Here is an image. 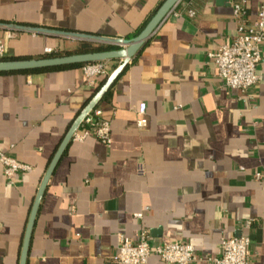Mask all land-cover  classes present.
I'll use <instances>...</instances> for the list:
<instances>
[{
  "label": "crops",
  "instance_id": "crops-1",
  "mask_svg": "<svg viewBox=\"0 0 264 264\" xmlns=\"http://www.w3.org/2000/svg\"><path fill=\"white\" fill-rule=\"evenodd\" d=\"M162 1L0 0V20L130 38ZM242 1L180 0L170 12L96 108L111 143L73 139L58 164L28 264H114L119 235L137 241L144 228L152 246L183 240L213 257L223 238L249 236L251 264H264V47L246 93L224 85L210 56L233 42ZM245 1L253 21L264 0ZM0 41L9 56L31 57L81 43L2 29ZM120 63L108 61L110 74ZM104 79L89 84L83 67L0 75V152L33 167L9 180L0 165V264H20L48 164ZM148 264L167 263L153 254Z\"/></svg>",
  "mask_w": 264,
  "mask_h": 264
},
{
  "label": "built area",
  "instance_id": "built-area-1",
  "mask_svg": "<svg viewBox=\"0 0 264 264\" xmlns=\"http://www.w3.org/2000/svg\"><path fill=\"white\" fill-rule=\"evenodd\" d=\"M234 17L238 20L237 35L229 45H222L210 54L214 59L218 77L224 85L230 89H239L246 93L260 82L257 72L259 64L263 61L262 47H264V2L260 5L255 20H249L247 16L246 1L234 4ZM195 15L193 10L189 11ZM15 32L9 31L10 37ZM52 52L51 49L46 50ZM9 55L7 43L0 41V58ZM84 73L89 84H94L96 79L110 76L108 61L94 62L85 65ZM147 105L142 103L139 107L141 118L139 127L147 125L145 117ZM100 112L93 110L83 125L87 128L83 133L77 132L76 140H83L94 134L103 143H111V123L108 120L99 119ZM0 165L3 168V176L12 180L16 175L31 172L33 167L23 163L13 156L0 152ZM260 176V175H258ZM140 217L141 214H137ZM252 221L245 225L249 228ZM150 234L147 229H142L139 239L124 234L119 235L118 252L113 258L114 264H148L150 257L157 254L167 264H197L206 261L213 264H251L249 236L223 238L221 241L222 252L219 256H200L193 244L183 240L169 241L152 246Z\"/></svg>",
  "mask_w": 264,
  "mask_h": 264
},
{
  "label": "water",
  "instance_id": "water-1",
  "mask_svg": "<svg viewBox=\"0 0 264 264\" xmlns=\"http://www.w3.org/2000/svg\"><path fill=\"white\" fill-rule=\"evenodd\" d=\"M179 2L180 0H163L155 14L148 21L142 31L132 38L111 37L66 29H57L47 26L0 20V29L5 31L61 37L79 42H90L107 48L99 51L63 54L58 56H50L52 52H46L42 56L30 57L27 59H5V57H3L0 58V73L33 71L74 64L121 60L120 65L110 74L109 77L103 80L102 84L96 89L94 96L80 112L74 122L70 125L48 164L46 173L31 207L22 243L20 264H28L33 232L46 189L58 164L66 153L70 143L73 141L75 134L82 127L88 115L98 107L105 95L116 83L120 75L126 70L130 62L140 53L155 31L160 27V25L164 22V20Z\"/></svg>",
  "mask_w": 264,
  "mask_h": 264
},
{
  "label": "trees",
  "instance_id": "trees-1",
  "mask_svg": "<svg viewBox=\"0 0 264 264\" xmlns=\"http://www.w3.org/2000/svg\"><path fill=\"white\" fill-rule=\"evenodd\" d=\"M130 38H132V37H130ZM104 49H107V48L106 47H102V46H98V45L90 43V42H81L80 46L77 47V48L69 49V50H66V51L52 52L50 54V56H58V55H63V54H74V53H86V52L99 51V50H104ZM40 56H42V55H40ZM30 57L31 56H9V55H7L5 57V59H27V58H30ZM87 64H89V63H87ZM87 64H74V65H67V66L56 67V68H48V69L33 70V71H22V72H14V73H0V75L35 74V73H41V72H50V71H55V70H62V69H66V68L84 67Z\"/></svg>",
  "mask_w": 264,
  "mask_h": 264
},
{
  "label": "rangeland",
  "instance_id": "rangeland-1",
  "mask_svg": "<svg viewBox=\"0 0 264 264\" xmlns=\"http://www.w3.org/2000/svg\"><path fill=\"white\" fill-rule=\"evenodd\" d=\"M63 51H66V50H63ZM53 52V51H52ZM39 56V55H38ZM38 56H35V57H38Z\"/></svg>",
  "mask_w": 264,
  "mask_h": 264
}]
</instances>
